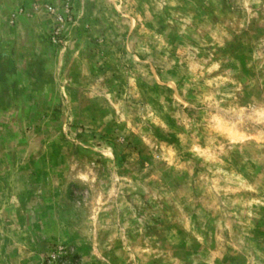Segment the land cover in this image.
I'll list each match as a JSON object with an SVG mask.
<instances>
[{
	"label": "rangeland",
	"instance_id": "obj_1",
	"mask_svg": "<svg viewBox=\"0 0 264 264\" xmlns=\"http://www.w3.org/2000/svg\"><path fill=\"white\" fill-rule=\"evenodd\" d=\"M0 264H264V0H0Z\"/></svg>",
	"mask_w": 264,
	"mask_h": 264
}]
</instances>
